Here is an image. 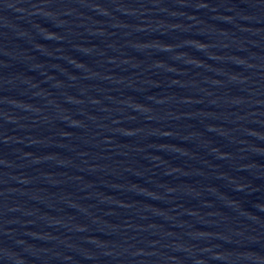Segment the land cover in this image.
Returning <instances> with one entry per match:
<instances>
[{
    "label": "water",
    "instance_id": "1",
    "mask_svg": "<svg viewBox=\"0 0 264 264\" xmlns=\"http://www.w3.org/2000/svg\"><path fill=\"white\" fill-rule=\"evenodd\" d=\"M0 264H264V0H0Z\"/></svg>",
    "mask_w": 264,
    "mask_h": 264
}]
</instances>
